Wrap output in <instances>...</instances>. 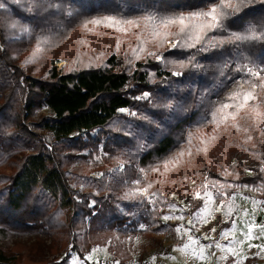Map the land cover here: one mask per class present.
<instances>
[{
    "label": "trees",
    "instance_id": "16d2710c",
    "mask_svg": "<svg viewBox=\"0 0 264 264\" xmlns=\"http://www.w3.org/2000/svg\"><path fill=\"white\" fill-rule=\"evenodd\" d=\"M0 4V264H69L71 244L105 245L127 234V220L164 233L162 194L188 195L193 179L264 198V0ZM212 8L220 27L208 30L211 17L193 14ZM43 105L50 114L36 125L53 134L51 148L29 128ZM100 144L101 161L81 152ZM46 236L51 259L39 256ZM112 249L121 263L130 257L121 243Z\"/></svg>",
    "mask_w": 264,
    "mask_h": 264
},
{
    "label": "rangeland",
    "instance_id": "374dc122",
    "mask_svg": "<svg viewBox=\"0 0 264 264\" xmlns=\"http://www.w3.org/2000/svg\"><path fill=\"white\" fill-rule=\"evenodd\" d=\"M174 43L170 42V47ZM157 59L160 60L161 57L158 56ZM55 64L59 70H63L68 61L57 59ZM258 71L256 67H248L246 70L252 74H257ZM143 94H138L136 97ZM121 110L128 113L127 108ZM50 111V108L44 105L38 108L36 116L32 118L33 120H29V128L51 148L53 134L36 125L39 116L50 114ZM92 133H97V130ZM81 152L89 153L90 159L99 161L104 155L101 144L98 151L95 149L93 152L91 150ZM123 167L124 163L120 162L116 169L121 170ZM6 171L9 172V170ZM248 173L252 174L253 171L249 170ZM91 175L98 177L101 175V170H94ZM189 185L192 191L188 195H180L176 192L162 194V200L166 203L163 208L164 213L161 215L162 221L166 224L164 233L146 236L141 233V230L147 227L144 220H138L135 224L127 220V234L116 235L105 245L92 244L87 247L82 243L76 250L71 244L68 248V253L71 255L69 264H214L218 262L220 264H264V248L259 247L264 245V198L258 195L259 188L238 186L233 194L227 196L219 185H206L204 189H196L194 179ZM206 190L213 196V199L207 203V207H205ZM138 191L150 204L160 200L158 196L147 193L145 189ZM93 204L94 202H91V205ZM228 212L231 214L225 215ZM164 216L172 218L164 220ZM180 216H183V219L176 218ZM249 223L253 225L251 241L246 240L244 236ZM177 228H180L179 232ZM225 232L227 235H222ZM189 236L198 243L190 241ZM22 239L27 240L26 242L35 241V237L30 235H25ZM45 242L46 244L41 248L43 254L39 256L51 259L57 254L52 255L47 247L51 242L49 236L45 237ZM117 243H121L129 252L130 257L124 263L120 262V258L112 249ZM249 243L257 247L249 249ZM210 245L212 247H209ZM229 248L235 249V252L229 251ZM26 251L23 249V252Z\"/></svg>",
    "mask_w": 264,
    "mask_h": 264
},
{
    "label": "snow or ice",
    "instance_id": "6c2138e0",
    "mask_svg": "<svg viewBox=\"0 0 264 264\" xmlns=\"http://www.w3.org/2000/svg\"><path fill=\"white\" fill-rule=\"evenodd\" d=\"M4 5L3 4H0V8H3ZM200 15H205V16H209L211 17V22L209 24L206 25L207 29L208 30H212V29H216L218 27H220V21L217 20V12H216V9L215 8H212L211 11L207 12V13H194L193 16H200ZM184 19H186L185 17H180V23H183ZM203 29L200 30V32H198L195 37H194V42L190 45H188L189 47H195L197 43H199L203 38ZM232 38H234L235 40L239 41V40H250V39H254L256 38L254 35L253 36H249V35H241L239 33H236V32H233L231 34ZM220 43V42H218ZM212 47H216L217 44H212L211 45ZM173 49H175L177 47L176 44H172L171 46ZM200 51H208V47L205 46V47H202L201 49H199ZM196 68H200V67H203L202 65L200 64H196L195 65ZM149 94L148 93H144L143 96H139V97H136L135 99L137 100H140V99H146L148 98ZM155 107V105H154ZM162 107L164 108H169L171 107L170 104H164ZM229 105L225 104V105H222V107L220 109H218L217 111L218 112H222L224 109L228 108ZM130 115L132 116H137L138 114L135 113V112H132L130 113ZM141 119L143 120H146V121H149L150 123H155L154 120H151L150 117H148L147 115H143L140 117ZM205 196L207 197V201L205 203V207H207V203L209 201H211L213 199V196H212V193L209 192V191H205ZM172 207H175V206H172ZM201 211H203V209H201ZM231 213L228 212V213H225V215H230ZM172 217H169V216H164L163 219L164 220H168V219H171ZM177 219H183V216H180V217H176ZM177 231L179 232L180 231V228H177ZM222 235H227V233H222ZM244 236H245V239L248 240V241H251L253 239V225L251 223H249V226L247 228V231L244 233ZM188 239L190 241H192L193 243H198V241H194L193 238L191 236L188 237ZM209 247H212L211 245ZM248 247L249 249L252 248V247H257V245H254V244H251L249 243L248 244ZM259 247H262L264 248V245H261ZM229 251H232V252H235V249H232V248H229L228 249ZM202 251V249H201Z\"/></svg>",
    "mask_w": 264,
    "mask_h": 264
},
{
    "label": "built area",
    "instance_id": "2783aa9c",
    "mask_svg": "<svg viewBox=\"0 0 264 264\" xmlns=\"http://www.w3.org/2000/svg\"><path fill=\"white\" fill-rule=\"evenodd\" d=\"M214 264H220V263L218 262V263H214Z\"/></svg>",
    "mask_w": 264,
    "mask_h": 264
}]
</instances>
